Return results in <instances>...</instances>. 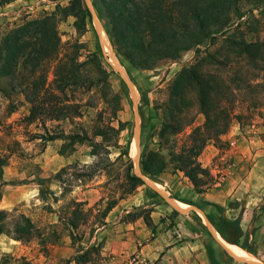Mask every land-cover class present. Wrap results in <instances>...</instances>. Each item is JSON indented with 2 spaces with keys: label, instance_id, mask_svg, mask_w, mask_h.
Instances as JSON below:
<instances>
[{
  "label": "rangeland",
  "instance_id": "374dc122",
  "mask_svg": "<svg viewBox=\"0 0 264 264\" xmlns=\"http://www.w3.org/2000/svg\"><path fill=\"white\" fill-rule=\"evenodd\" d=\"M67 1L12 0L0 6V33L25 19L52 10L55 3L66 4ZM84 6L87 9L85 2ZM247 9L244 7L240 11L244 13L241 22L246 20V24L239 30L247 40L257 36L264 38V31H250L255 26L253 24L257 25L254 18L264 19V9H253L252 12ZM94 11L101 30L89 11L90 18H87L83 32L76 30L73 17L58 24L62 44L82 43L79 60L86 62L82 66L84 82L71 95V103L78 110L76 116L69 113L60 120L30 118L29 104L24 97L6 89L4 80L0 83L5 90L0 91V153L7 156V164L0 177V211L5 224V231L0 234V264H74L76 250L91 246L99 254L92 252L94 261L87 264H156L158 259L150 260L151 253L157 257L163 252L156 254V248L163 246L166 249L170 244L191 247L190 251L195 255L207 256L208 264H215L213 253L220 254L230 264H246L216 246L220 247L208 232L200 212H177L145 183L129 194H122L121 187L128 159L135 174L131 95L137 104L140 169L142 150L160 149L156 107L167 98L170 81L181 67L193 62L199 52H213L219 46L222 49L223 36L219 35L213 45L212 42H204L182 53L175 61H160L149 70H128L121 64V72L126 73L132 84L130 95L112 68L102 42L107 36L105 24L95 8ZM91 53L96 54L105 73L99 71L96 62L88 60ZM52 65L47 75L48 82L52 80ZM214 71L225 78L237 96L229 129L218 139L209 140L198 156V161L212 174L213 184L198 193L181 172L171 167L154 176L141 173L174 203L200 209L214 231L226 242L222 244L229 251L241 256L240 252L246 251L258 258H254L252 263L264 264V251L258 249L259 244L264 246V237L260 236L256 225L258 219L250 214L246 216L242 201L236 199L240 194L235 197L232 191L235 180L242 175L240 170L254 163L253 156H243L239 152V145L243 148L247 143L253 148L254 140L259 141V147L264 149V94H251L240 86L243 80L258 82L260 77L256 74L259 72L256 67H249L234 57L228 66L215 67ZM259 74L261 76L262 73ZM115 93L121 95L118 110L110 101ZM252 98L258 100L257 104ZM192 114V124L177 136L179 144L186 141L193 128L203 125L204 114L195 107ZM96 125L106 131L103 141L101 137L92 135ZM107 126L122 129L115 132ZM240 135L245 141L240 140L237 144L233 138L238 139ZM85 136L88 139L81 141L80 137ZM161 151L166 152L164 149ZM113 199H117L116 205L101 218L104 208ZM76 206L86 213V222L72 230L66 222ZM133 216L136 219L127 224ZM144 217L149 218V226L144 223ZM19 226H24L27 231L22 238L15 239ZM218 228L224 231L225 236L218 233ZM142 248L148 249L143 252Z\"/></svg>",
  "mask_w": 264,
  "mask_h": 264
},
{
  "label": "trees",
  "instance_id": "16d2710c",
  "mask_svg": "<svg viewBox=\"0 0 264 264\" xmlns=\"http://www.w3.org/2000/svg\"><path fill=\"white\" fill-rule=\"evenodd\" d=\"M11 1L0 0V6ZM92 3L105 24L116 55L128 70H149L160 61H175L182 53L204 42H212L213 45L219 35L223 36L222 49L219 46L213 52H199L193 62L181 67L174 75L168 85L167 98L156 107L160 149L142 150L140 156L142 173L154 176L171 167L181 172L196 192L205 191L214 180L209 169L198 161V156L209 140L218 139L229 129L237 96L214 68L228 66L232 57L249 67H256L262 73L261 76L256 74L260 77L258 82L243 80L240 86L248 93L264 94V38L257 36L247 40L239 30L241 25L246 24V20L241 22L244 15L240 12L242 8L248 7L249 12L264 9V0H92ZM68 17L74 18L78 32L85 30L87 18L90 17L83 0L55 3L52 10L25 19L0 33V83L4 80L5 88L24 97L29 104L30 118L60 120L69 113L74 116L78 114L75 104L71 103V95L84 82L82 66L86 62L79 60L82 43L61 42L58 24ZM253 20L257 25L253 24L255 26L250 31H264V19ZM229 30H232L230 34H224ZM90 55L88 60L96 62L99 71L105 73L96 54ZM51 63L52 80L48 82ZM0 91H5L2 86ZM104 98L109 101L107 94H104ZM252 100L257 104L256 98ZM110 101L115 103L116 110L120 109V93L112 94ZM194 107L204 114L203 125L193 128L186 141L179 144L177 136L192 124ZM107 127L115 132L122 129ZM92 135L94 138L101 137L103 141L106 131L96 125ZM6 164L7 156L0 153V177ZM132 170V163L128 159L123 174L122 194H129L143 184ZM117 199L106 205L101 218L116 205ZM134 219L136 217L133 216L128 221ZM143 220L147 226L150 225L149 218L144 217ZM85 222L86 213L76 206L66 224L74 230ZM4 231V216L0 211V234ZM26 231L24 226H19L15 239L22 238ZM218 233L225 236L221 228H218ZM94 251L96 255L99 254L94 246L76 250L74 264L94 261Z\"/></svg>",
  "mask_w": 264,
  "mask_h": 264
},
{
  "label": "crops",
  "instance_id": "0c3cea01",
  "mask_svg": "<svg viewBox=\"0 0 264 264\" xmlns=\"http://www.w3.org/2000/svg\"><path fill=\"white\" fill-rule=\"evenodd\" d=\"M240 140L245 141V139L241 135L238 139L233 138V141L237 142V144L240 143ZM249 141L250 143L252 142L251 139H249ZM257 142L259 141L255 142L253 140V143L255 144V147L253 148H250L252 146L249 147V144L247 145V143L243 148H240L239 145V152L242 153L243 156H248V155L249 157L253 156L254 163H251L249 168L244 167L240 170L242 175L235 180V184L232 185V191H233V196L235 197L238 195V193L240 194L236 199L237 201H242V204L245 207L246 216L247 214H250L253 217H255V219L256 218L258 219V222L256 223V225H258L259 227L258 232L260 233V236L264 237V149L259 147ZM252 151L253 153H251ZM183 209H187V208H183ZM134 220L127 221L126 223L132 224ZM214 232H213V237H215V239H217L221 244L225 242L219 235H218L219 238L216 237ZM216 246L218 248H222V246L220 247L218 245ZM190 248L191 247L189 246L179 247L172 244L167 246L166 249L163 248V246L158 247L156 248V254L158 252L160 253L163 252L164 254L162 253L157 255V257H155L154 254L151 253L150 260L158 259L156 264H208L207 256L205 257V256L195 255L190 251ZM145 249L148 248H142L141 251L145 252ZM258 249L259 251H264V246L259 244ZM146 252L148 253V251ZM236 255L246 260V258L243 257L244 255L243 256L239 254ZM212 257H213L212 259L215 261V264H230V262L220 254L215 255V253H213Z\"/></svg>",
  "mask_w": 264,
  "mask_h": 264
},
{
  "label": "water",
  "instance_id": "95a60500",
  "mask_svg": "<svg viewBox=\"0 0 264 264\" xmlns=\"http://www.w3.org/2000/svg\"><path fill=\"white\" fill-rule=\"evenodd\" d=\"M88 11L90 12L91 16L93 17L98 29H101V25L98 22V18L95 14L93 5L91 3V0H84ZM105 33V32H104ZM106 35V33L104 34ZM107 38V42H108V54L111 60V65L112 68L115 70V72L120 76V78L122 79V81L124 82L128 92L132 93V84L130 82V80L128 79L126 73H122L121 70L123 69L114 49L113 46L109 40L108 35L106 36ZM131 102H132V111H133V122H134V136H135V150L133 153V166H134V171L135 174L141 178V180L143 181V183H145L147 186H149L150 188H152L157 194H159L163 200L169 205L171 206L174 210H176L179 213H190L191 211H197L200 212L201 216L204 218L205 224H206V228L208 230V232L211 234V236L213 237V232H214V228L212 226V224L207 220V218L205 217L204 213L196 208L195 206H191L187 209H183L180 206H177L172 198H170L169 196H166L165 193L160 190L156 185H154L150 180H147L146 178H144L142 176L141 170L139 169V155H140V147H139V125L137 123V104L136 101L133 99L132 95H131ZM214 240L216 242H218V244H220V246H222V248L233 258H235L236 260L240 261V262H244L246 264H254L250 261H247L245 259H243L242 257H239L238 255H235L234 253H232L231 251H229L226 246H224V244H221L217 239H215V237H213Z\"/></svg>",
  "mask_w": 264,
  "mask_h": 264
},
{
  "label": "bare ground",
  "instance_id": "6f19581e",
  "mask_svg": "<svg viewBox=\"0 0 264 264\" xmlns=\"http://www.w3.org/2000/svg\"><path fill=\"white\" fill-rule=\"evenodd\" d=\"M101 30V29H100ZM101 33V32H100ZM102 37V36H101ZM103 44H104V46H106V47H104L106 50H107V52H108V44H107V41H106V38L104 37L103 38ZM110 59V58H109ZM133 146H134V143H133ZM132 146V147H133ZM175 204H178V206H180V207H182V208H189L188 206H186L185 204H182V203H178V202H176ZM214 234L216 235V237H218L219 238V236H218V234L216 233V232H214ZM242 255H244L245 256V258L248 260V261H250V262H252V261H255V257L254 256H252V255H249L246 251H242V252H240ZM259 264V263H258Z\"/></svg>",
  "mask_w": 264,
  "mask_h": 264
}]
</instances>
